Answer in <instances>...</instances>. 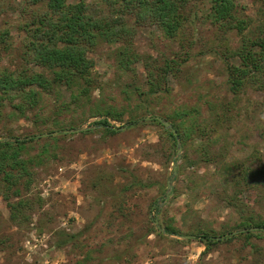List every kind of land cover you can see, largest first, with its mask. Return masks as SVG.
<instances>
[{
	"label": "rangeland",
	"instance_id": "374dc122",
	"mask_svg": "<svg viewBox=\"0 0 264 264\" xmlns=\"http://www.w3.org/2000/svg\"><path fill=\"white\" fill-rule=\"evenodd\" d=\"M26 1L0 0V31L19 23L14 8L24 7ZM86 1L92 8H108L104 0ZM209 2H191L188 11L197 16L174 39L154 22L140 27L133 38L143 56L136 71L118 69L116 46L102 44L90 53L101 88L94 91L88 109L72 105L58 117L66 128L54 126L56 96L45 97L39 118H20L8 107L0 111V141L36 139L25 155L33 160L30 175L9 186L0 174V264H264V238H253L252 245L236 239L204 254L205 246L193 239L196 227L221 233L237 227L240 214L223 201L216 168L196 163L194 138L181 139L183 150L178 154L177 140L144 119L159 116L180 123L184 111L194 108L211 119L214 106L221 113V104L232 102L233 120L220 126L217 152L227 153L229 161L251 159L256 168L264 165V93L247 88L235 98L230 92L223 54L227 44L238 48L241 37L232 31L225 39L206 19ZM239 2L241 15L255 19L256 26L264 0ZM12 36L13 53L0 52V68L21 63L24 35L13 30ZM179 58L187 61L166 79L167 89L148 94L147 62L156 70ZM125 85L134 94L122 92ZM63 95L65 102L71 101L70 92ZM98 107L124 114L122 121L109 118L120 128L118 133L95 125L106 118L91 117ZM77 129L84 130L40 137ZM175 163L178 173L167 199ZM138 180L153 187L140 189L135 186ZM126 186L130 188L124 191ZM20 201L25 206L13 220L10 203ZM242 201L244 209L264 218V183ZM169 221L183 235L166 233L164 224ZM244 230L250 231L233 232ZM72 236L76 237L67 246H60ZM252 246L259 251L254 253Z\"/></svg>",
	"mask_w": 264,
	"mask_h": 264
},
{
	"label": "trees",
	"instance_id": "16d2710c",
	"mask_svg": "<svg viewBox=\"0 0 264 264\" xmlns=\"http://www.w3.org/2000/svg\"><path fill=\"white\" fill-rule=\"evenodd\" d=\"M104 1L107 9L92 8L86 0L77 3H71L70 0H27L24 7L18 10L14 8L19 12L20 21L0 31V52L4 51L7 55L13 53L12 31H18L24 35L18 56L21 63L16 68H0V111L8 107L20 118H27L29 114L39 118L41 115L38 110L45 97L56 96L54 126L64 129L66 126L58 117L72 110V105L88 109L86 106L92 102L94 91L101 88L90 53L102 44L116 46L118 69L123 73L136 71L134 66L143 56L136 50L133 38L140 27L148 21L154 22L166 37L174 39L188 23L194 22L192 17L197 16L188 11L193 0ZM239 1L210 0L206 13V19L225 39L232 31H237L241 37L238 48L230 49L227 44V52L223 54L230 92L235 98H239L247 88H256L264 93V7L258 10L259 20L255 26V19L241 15ZM236 59L238 62H235ZM186 61H182V58L166 61L163 67L156 70L152 62L148 61V94L155 95L164 90L166 79L171 73L179 72ZM124 87L122 92L127 96L134 94L130 86ZM65 91L71 93V101L68 103L63 98ZM221 106V113L217 107L212 108L211 119L204 118L201 111L194 108L184 111L180 123H172L182 140L194 138L195 153L198 155L196 163L216 168L223 184V201L240 214L237 227L221 233L214 229L196 227L192 232L193 239H198L205 246L204 254L236 239L245 240L247 244L250 241L249 245H252L253 238H264V218L252 210L244 209L246 206L242 201L246 193L251 194L264 183V165L260 164L256 168V161L251 159L229 161L227 153L222 150L217 152L219 128L233 120V103L223 102ZM123 115L111 107L101 111L98 107L91 113V117H106L95 122V125L109 134H116L120 129L112 125L109 118L122 121ZM145 123L161 126L173 142L176 141L174 133L159 121ZM35 140L0 141V174L9 186L17 185L25 175H30L29 165L33 164V160L25 158V155H28L27 145ZM135 186L146 189L153 187V183L138 180ZM129 188L124 187V191ZM10 205L12 219L15 220L19 217V207H24L25 202ZM164 225L166 233L183 235L171 221ZM251 228L259 229L233 234V231ZM74 237L64 239L60 246H67ZM251 248L254 253L259 251L254 246Z\"/></svg>",
	"mask_w": 264,
	"mask_h": 264
},
{
	"label": "water",
	"instance_id": "95a60500",
	"mask_svg": "<svg viewBox=\"0 0 264 264\" xmlns=\"http://www.w3.org/2000/svg\"><path fill=\"white\" fill-rule=\"evenodd\" d=\"M145 120H157L159 121L167 130H170L174 133L175 137H176V140H177V147H178V154H180L183 150V146H182V142H181V138L178 134V132L175 130L174 126L172 123L168 122L166 119L162 118V117H159V116H154V117H145L144 118ZM84 129H77V130H60V131H55V132H52V133H48V134H42L40 135V137H46V136H51V135H57L59 133H78V132H81L83 131ZM177 173H178V164L175 163L174 164V170H173V174L171 176V178L169 179V182H168V187H167V199L171 196L172 194V191H173V181H174V178L177 176ZM257 230V228H252L250 229V231H255ZM164 231V230H163ZM244 231H247V230H244ZM238 232H235L233 234H237Z\"/></svg>",
	"mask_w": 264,
	"mask_h": 264
}]
</instances>
